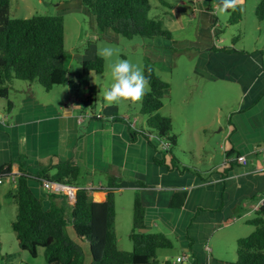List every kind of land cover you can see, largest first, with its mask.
Listing matches in <instances>:
<instances>
[{
  "label": "crops",
  "instance_id": "1",
  "mask_svg": "<svg viewBox=\"0 0 264 264\" xmlns=\"http://www.w3.org/2000/svg\"><path fill=\"white\" fill-rule=\"evenodd\" d=\"M184 6L183 3L174 6L168 16L173 20L169 22L179 20L177 15ZM186 11L194 17L198 12L201 19H205L203 29L212 37L197 52L195 74L212 82L232 81L241 88L240 106L230 113L220 154L225 162L224 153L233 150L246 158L245 164L234 162L223 168L218 164L202 172L183 164L194 168L198 174L167 169L155 162V158L170 162V154L161 148L157 136L150 135L147 141L138 135L132 140L129 121L116 114L114 119L103 120L85 111L76 112L73 105L43 104L29 90H23L19 101L11 100L10 110L3 111L0 106V169L10 166L6 180L13 188V177L19 170L22 168L28 173L32 177L29 187L41 198L45 208L51 205L50 194L41 189L36 176L42 168H49L48 174L54 171L51 166L57 162L77 165L80 168L77 180L82 175L92 178L99 172L103 178L96 186L91 179L77 184L80 188H90L89 195L95 202L105 200L110 180L119 185L113 190L114 197L125 182L134 195L139 193L145 208V228L150 232L157 229L170 238L171 248L177 252L175 257L187 253L188 264H234L236 240L253 230L246 219L264 202V152L260 148L264 146V53L259 48L246 50L234 44L221 45L223 40L215 44L217 23L208 6L198 3L197 8ZM145 40L147 52L152 56L175 41L173 36L171 40L160 37ZM181 42L185 46L199 45L190 39ZM213 46L244 53L210 50ZM88 98L89 94L85 103ZM73 101L76 104L78 99L73 98ZM80 115L83 119L79 122ZM180 191L187 193L183 205L171 207V197ZM62 198L57 196L52 202L60 206ZM242 219L245 224H240ZM67 232L82 245L85 264H89V243L77 238L72 224L67 226ZM20 252L8 254L0 238V258L5 257L9 264H30L29 254Z\"/></svg>",
  "mask_w": 264,
  "mask_h": 264
},
{
  "label": "trees",
  "instance_id": "2",
  "mask_svg": "<svg viewBox=\"0 0 264 264\" xmlns=\"http://www.w3.org/2000/svg\"><path fill=\"white\" fill-rule=\"evenodd\" d=\"M9 1L0 0V98L6 100L7 110L13 105L9 99V90L14 80L37 81L46 91L58 85L84 86L88 90H93L94 87L89 85V74L92 71H103V58L95 56L93 59L82 61L81 71L74 75L76 80L74 81L70 75H66L62 16L34 15L24 19H13L9 17ZM80 1L94 16L99 32L109 29L126 38L133 36L145 39L172 38L170 31L164 28L159 19L149 17V0ZM255 12L259 19L264 17V0H260ZM240 19L241 10L236 7L228 22L236 23ZM210 50L244 53L227 47L213 46ZM143 74L148 80V90L141 100L140 110L147 116L146 124L150 131H138L128 122L131 139L134 140L136 136L141 135L149 141V135H155L160 141H168V149L164 152L170 154L169 164L163 158H155V162L167 169L177 168L179 171L198 174L194 168L183 165L173 155L171 148L177 141L176 135L170 134L171 117L158 113L163 105L168 83L156 74L148 61L143 66ZM114 118L113 116L112 119ZM235 153L233 150L226 151L225 159L240 156ZM232 163L233 160L225 161L222 168ZM51 168L54 170L53 175L48 174L49 168H42L36 177L77 186L76 180L80 173L77 165L68 161L57 162ZM19 171L14 178L13 196L17 210L11 227L19 250L27 252L30 258H35L38 249L41 248L46 264H85L82 245L72 239L67 232L69 224H72L80 241L89 243V264H152L156 262L157 250L171 248L173 245L172 240L162 232L139 231L145 228V208L138 192L133 198L132 228L129 233L132 249L125 251L118 247L115 230L113 190L119 187L118 184L112 180L108 182L105 200L101 202L91 200L89 190L80 188L73 204H69L63 195L50 194L51 205L45 208L41 198H38L29 187L28 182L32 177L22 168ZM224 174L225 172H222V175ZM8 175L9 165L0 169L1 177L6 178ZM186 194V191L174 193L169 205L174 208L181 207ZM11 195V192L7 193V196ZM57 196L63 197L60 206L52 202ZM246 222L253 230L247 236L236 240L237 258L234 264H264V202ZM172 262L165 260L164 264Z\"/></svg>",
  "mask_w": 264,
  "mask_h": 264
},
{
  "label": "rangeland",
  "instance_id": "3",
  "mask_svg": "<svg viewBox=\"0 0 264 264\" xmlns=\"http://www.w3.org/2000/svg\"><path fill=\"white\" fill-rule=\"evenodd\" d=\"M259 2L260 0H236V7L241 10V19L236 23H229L233 10L229 9L221 14L219 9L222 0H149V17L159 19L175 39L169 47L152 56L147 52L145 38H126L110 32L111 30L99 32L94 16L82 6L80 0H10L9 17L13 19L34 15L62 16L66 74L74 81V75L81 71L82 61L100 56L99 49L111 47L114 53L110 61L103 58L102 72L92 71L89 74V85L94 87L93 90L84 86L58 85L46 91L37 81L14 80L9 90V99L17 102L21 99L22 91L29 90L28 92L33 93L43 104L73 105L76 112H93L99 114L103 120H110L116 114L132 123L138 131L148 132L150 129L146 124L147 116L140 110L141 101H122L112 106L104 102V92L112 83V63L128 60L143 72V66L148 61L156 74L169 85L158 113L171 117L170 134L176 135L177 141L171 148L173 155L180 163L195 167L200 172L216 168L218 164H224L220 145L225 142L227 136L230 113L240 106L242 91L240 86L232 81L212 82L195 74L197 52L201 46L212 40V37L203 29L205 19H201L198 12L195 17L189 15L191 12L186 9L197 8L198 3L208 6L217 23V37L213 39L215 44L223 40L221 45L234 44L237 48L246 50L259 48L264 53V17L259 19L255 12ZM179 3L185 4L184 9L177 15L179 20L175 23L169 22L173 20L168 18L171 10ZM185 39L197 41L199 45L185 46L181 42ZM88 94L90 98L87 99L88 103H85ZM73 98L78 99L76 104ZM0 106L1 110L6 109V103L2 100ZM53 172L50 171L49 174L53 175ZM102 178L99 172L92 178L82 175L76 184H84L91 179L96 186L97 181ZM9 192L11 196H7ZM13 192V184L4 178L0 184V238L8 254L15 251L21 253L11 227L17 210ZM133 196L134 192L125 182L121 183V188L115 192L117 243L119 249L125 251L132 249L129 233L132 228ZM90 199L92 200L91 196ZM240 224H245V219H242ZM151 232L158 230L152 229ZM173 251L172 248L157 250L156 262L152 264H164L165 259L172 262L177 254ZM31 259L30 264H46L41 248L38 249L37 256ZM12 260L14 258H11ZM0 264L9 263L4 257L0 258Z\"/></svg>",
  "mask_w": 264,
  "mask_h": 264
},
{
  "label": "clouds",
  "instance_id": "4",
  "mask_svg": "<svg viewBox=\"0 0 264 264\" xmlns=\"http://www.w3.org/2000/svg\"><path fill=\"white\" fill-rule=\"evenodd\" d=\"M235 8L236 0H222L219 12L223 14L229 9L235 10ZM113 53L114 50L111 47L99 49V55L106 61L111 60ZM110 67L112 83L104 92V102L108 106H112L118 105L122 101H141L148 88V80L142 70L128 60H119L112 63Z\"/></svg>",
  "mask_w": 264,
  "mask_h": 264
},
{
  "label": "built area",
  "instance_id": "5",
  "mask_svg": "<svg viewBox=\"0 0 264 264\" xmlns=\"http://www.w3.org/2000/svg\"><path fill=\"white\" fill-rule=\"evenodd\" d=\"M89 116L100 117L99 114H89ZM82 119H83V115H80L79 122ZM129 124L132 127H134L132 123H129ZM168 146H169L168 141H161V148L163 150L168 149ZM260 148L264 150V146H262ZM230 160H233L234 162H238V163H242V164L246 163V158L243 155H240L238 157L233 156V157L227 158L226 162H229ZM9 176L10 175H8L5 179H8ZM3 179L4 178L0 176V184L3 183ZM13 179H14V177H13ZM37 180H38L42 190H44L48 194L65 196L67 201L69 202V204H73L75 202L76 193L80 189V187L70 185V184H67L64 182L52 180L49 178L38 177ZM87 189H90V188H87ZM188 256L189 255L187 253H183L182 255L177 256L171 264H179V263L186 264V263H188Z\"/></svg>",
  "mask_w": 264,
  "mask_h": 264
},
{
  "label": "water",
  "instance_id": "6",
  "mask_svg": "<svg viewBox=\"0 0 264 264\" xmlns=\"http://www.w3.org/2000/svg\"><path fill=\"white\" fill-rule=\"evenodd\" d=\"M67 75V74H66ZM140 232H147L146 228L139 229Z\"/></svg>",
  "mask_w": 264,
  "mask_h": 264
}]
</instances>
